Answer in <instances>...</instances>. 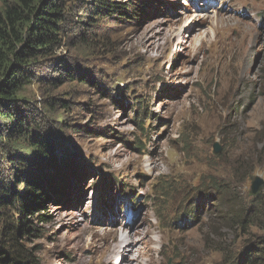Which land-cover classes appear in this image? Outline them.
<instances>
[{"label":"rangeland","instance_id":"1","mask_svg":"<svg viewBox=\"0 0 264 264\" xmlns=\"http://www.w3.org/2000/svg\"><path fill=\"white\" fill-rule=\"evenodd\" d=\"M113 1L127 10L65 2L61 44L19 93L29 134L0 143V186L11 193L33 176L31 140L80 169L21 245L38 264H134L135 248L110 262L104 249L127 226L153 225L155 252L140 264H247L264 248V218L249 217L252 197L264 202V0ZM126 186L131 198L120 196ZM233 202L246 205L245 228L223 217ZM20 209L0 204V234ZM5 252L0 264H11Z\"/></svg>","mask_w":264,"mask_h":264},{"label":"trees","instance_id":"2","mask_svg":"<svg viewBox=\"0 0 264 264\" xmlns=\"http://www.w3.org/2000/svg\"><path fill=\"white\" fill-rule=\"evenodd\" d=\"M65 2L67 0H15L13 3L5 2L0 10V143L7 137L21 138L29 134L30 130L24 124L25 119L18 113L17 106L22 102L19 93L23 86L30 82V67L40 62V59L48 57L61 44L62 25L66 16ZM96 7L99 13L106 15L122 14L127 10L113 0H99ZM136 105L133 113L134 125L144 132L147 120L146 107L139 102ZM143 113L144 117L141 116ZM31 141L28 145L32 149L30 160L25 165L32 169L33 176L31 174V178L22 182L23 192L16 190V193H11L8 188L0 186V204L12 207L18 203L21 208L18 222L17 220L12 222L9 228L0 234L3 237L0 238V255L7 249L6 245L10 248V251L5 252L7 259L3 260V263L38 264L30 252L21 245L20 240L25 236L32 237L33 232H38L33 229V217L37 216L40 223H47L42 210H47L46 205L56 194L64 195L69 190L71 178L74 177L75 180L80 175L76 162L67 158L60 159L51 143ZM134 145L137 146L134 150L140 153L143 145L141 143ZM211 188L216 191L222 190L219 186ZM165 189L168 192L173 187L168 186ZM225 197L226 194L224 200ZM261 200L262 195L259 193L251 199L253 208L249 212V217L252 216V220L264 218V202ZM193 203L195 204L193 211H198L199 203L195 201ZM246 211V205L241 206L233 202L223 217L232 218L240 228H245L249 225L247 222L249 213ZM257 249V253L247 264H264V248L259 246Z\"/></svg>","mask_w":264,"mask_h":264},{"label":"bare ground","instance_id":"3","mask_svg":"<svg viewBox=\"0 0 264 264\" xmlns=\"http://www.w3.org/2000/svg\"><path fill=\"white\" fill-rule=\"evenodd\" d=\"M80 187V186H79ZM76 191V190H75ZM75 193V192H74ZM77 193V192H76ZM113 221V220H112ZM125 233H121L117 229L118 233L112 236L113 246H108L104 249V252L107 255V262L112 260L113 255L116 253V249H124V251L131 252L134 248L137 250V256L133 257L134 264H140V260L145 252L152 253L155 252V242L152 238L153 235V225H150L148 228H137L135 232H132V227L127 226ZM155 229V228H154ZM135 237H138L136 239ZM146 250V251H145ZM119 262V259L118 261ZM120 264V262H119ZM126 264V263H125Z\"/></svg>","mask_w":264,"mask_h":264},{"label":"water","instance_id":"4","mask_svg":"<svg viewBox=\"0 0 264 264\" xmlns=\"http://www.w3.org/2000/svg\"><path fill=\"white\" fill-rule=\"evenodd\" d=\"M220 151H221V148L217 144L216 148H215V151H214V154L218 155L220 153ZM255 182H256V184H255V187H254V192H253L254 194L257 192L258 188L263 184V182H261V180L259 178H256Z\"/></svg>","mask_w":264,"mask_h":264}]
</instances>
